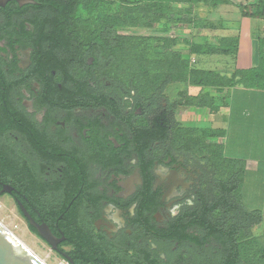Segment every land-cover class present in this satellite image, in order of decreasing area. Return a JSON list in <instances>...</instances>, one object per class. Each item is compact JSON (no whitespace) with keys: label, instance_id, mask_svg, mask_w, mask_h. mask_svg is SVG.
I'll return each instance as SVG.
<instances>
[{"label":"flooded vegetation","instance_id":"1","mask_svg":"<svg viewBox=\"0 0 264 264\" xmlns=\"http://www.w3.org/2000/svg\"><path fill=\"white\" fill-rule=\"evenodd\" d=\"M56 2L0 0V196L30 232L23 210L47 225L68 258L82 243L106 263L224 261L202 227L217 175L180 142L179 94L123 84L118 36L134 35L74 34Z\"/></svg>","mask_w":264,"mask_h":264},{"label":"trees","instance_id":"2","mask_svg":"<svg viewBox=\"0 0 264 264\" xmlns=\"http://www.w3.org/2000/svg\"><path fill=\"white\" fill-rule=\"evenodd\" d=\"M55 16L65 15L63 21L72 25L74 34H124L131 29H150L161 21L185 30L197 28L196 19H202L201 8L213 11L220 5H232L243 18L264 21V0L236 3L234 0H58L52 3ZM173 6H176L173 8ZM174 9V10H172ZM58 20V19H57ZM176 37L118 36L116 50L117 77L141 96H156L171 84L182 83L198 88L196 94L179 93L178 103L184 108L207 109L219 112L218 99L211 92L223 93L235 86L264 92V37L258 38V64L246 70H234L229 75L197 68L193 56H228L235 58L237 36H219L202 43L184 39L186 54L176 49ZM225 97H222L223 100ZM225 105V104H224ZM180 142L194 146L204 155L217 175L212 199L205 200L203 226L214 242L225 250L224 261L215 264H264V216L261 209L250 208L244 196L245 168L241 160L228 158L224 145L209 143L208 138L223 139L221 129L181 128ZM202 222L200 226L202 225ZM207 224V225H206ZM262 225V231L253 235L252 228ZM32 233L35 231L32 229ZM174 239H190L183 231H175ZM66 235V233H65ZM191 242V241H190ZM69 258L59 252L67 264H135L132 260L114 257L110 263L93 258L97 253L87 244H73ZM176 264H191L187 260Z\"/></svg>","mask_w":264,"mask_h":264},{"label":"rangeland","instance_id":"3","mask_svg":"<svg viewBox=\"0 0 264 264\" xmlns=\"http://www.w3.org/2000/svg\"><path fill=\"white\" fill-rule=\"evenodd\" d=\"M176 6H173L175 8ZM174 10V9H172ZM200 17L202 19H196L195 24L197 28H192L188 26L185 30L178 29L173 24L166 23L161 21L159 24L155 25L150 29H131L123 31L124 34H130L134 36H163V37H176L179 42L176 46L177 50H180L184 54L187 52V48L182 43L185 39L192 40L194 42L202 43L204 41H209L215 39L223 34L228 32V29L225 28V18L227 20H232L234 25H237V21L242 23V17L239 15V12L234 10V14L225 16V8L215 9L213 11H208L206 8H201L198 10ZM241 18V19H240ZM248 25H251L250 31L252 34H264V21L258 19H248ZM235 27V26H234ZM237 27V26H236ZM244 28V26H243ZM238 29V28H237ZM237 29H234L233 33H237ZM233 30V29H232ZM246 32L248 30L246 28ZM254 32V33H253ZM245 33V34H247ZM200 56L198 58L197 66L198 68L211 69L220 73L225 72V56ZM209 58V59H208ZM207 60V61H205ZM205 61V62H204ZM192 62V61H191ZM196 63L192 62V65L195 66ZM198 88H193L182 83L171 84L166 89V98L168 101H173L176 99L177 95L180 92L188 91L189 94H196ZM225 92V91H223ZM211 94L218 99L215 104L219 107L220 114L224 115L225 122V153H232L234 149V144H242L244 147L247 143L248 135L245 134L243 139H239L238 134L235 131L234 127V111L233 119L231 121L228 118H225V98L223 93H216L214 91ZM230 105V101H226ZM176 119L179 121V124L183 128H199V129H215L221 128L223 125L219 122L220 116L213 117L207 109H197V108H184L181 107L176 111ZM228 122L229 128H228ZM209 143L221 142V139L218 138H208ZM238 155L245 156L249 155V151H238L235 152ZM239 160V159H235ZM248 163V162H247ZM245 168V162H243ZM249 178V177H248ZM258 184L245 183L243 188V193L246 198H251L258 194L260 197V192L262 193V198L258 201L257 205L260 206V209L264 216V189L258 187ZM256 188V189H255ZM259 191V192H258ZM0 223L10 231L15 238H17L25 247H27L33 254H35L40 260L44 261L46 264H67L58 254H56L46 243L41 241L37 236L32 234L26 227L24 221L20 218L13 200L8 196H0ZM262 225H258L252 228L253 235H258L262 231Z\"/></svg>","mask_w":264,"mask_h":264},{"label":"crops","instance_id":"4","mask_svg":"<svg viewBox=\"0 0 264 264\" xmlns=\"http://www.w3.org/2000/svg\"><path fill=\"white\" fill-rule=\"evenodd\" d=\"M250 0H234L236 3H244ZM225 8V16L234 14L235 8L232 5H220L216 9ZM238 11V9H237ZM241 19V18H240ZM242 23L237 21V25H234L232 20H227L225 18V28L228 29L226 34L221 36L238 37V48L235 58L225 56V72L223 74L229 75L234 70H246L257 66L258 64V38L264 37V34H252L250 29L251 25H248V18L242 17ZM235 26V27H234ZM237 26V27H236ZM244 26V28H243ZM264 27V26H263ZM237 29V33H233L234 29ZM246 28L248 33L246 32ZM233 29V30H232ZM247 33V34H245ZM254 33V32H253ZM213 40V39H212ZM199 43V42H198ZM200 56H193L191 61L196 63L197 66L198 58ZM212 58L211 56H209ZM209 59V58H208ZM207 61V60H205ZM204 61V62H205ZM198 68V67H197ZM204 69V68H200ZM211 70V69H205ZM223 92V97H225V118L227 117L229 121L233 119L234 111V127L238 134L239 139H243L245 134L248 135L247 143L244 147L242 144H234V149L232 153H225L228 158L239 159L245 162V173L243 182L258 184V187L264 189V92L244 89L240 86H235L229 89H225ZM230 101V105L226 101ZM213 117L220 116V123L223 125L221 129L225 130L224 115L220 114V111ZM230 122H228L229 128ZM223 145H225V137L221 139ZM225 148V147H224ZM249 151V155L241 156L235 152L238 151ZM248 162V163H247ZM249 177V178H248ZM257 187V189H258ZM256 189V188H255ZM259 192V191H258ZM249 200L250 208L260 209L257 205V200L262 198V193L260 192V197L256 194ZM261 201V200H260ZM263 228V227H262Z\"/></svg>","mask_w":264,"mask_h":264},{"label":"water","instance_id":"5","mask_svg":"<svg viewBox=\"0 0 264 264\" xmlns=\"http://www.w3.org/2000/svg\"><path fill=\"white\" fill-rule=\"evenodd\" d=\"M10 190L5 186L0 190V193ZM24 216L29 221L30 225L35 229L37 236L42 239L52 250H57V239L50 229L45 224L35 223L28 213L23 210ZM64 257V255H63ZM0 264H41L36 260L24 247L14 240L4 229L0 227Z\"/></svg>","mask_w":264,"mask_h":264},{"label":"bare ground","instance_id":"6","mask_svg":"<svg viewBox=\"0 0 264 264\" xmlns=\"http://www.w3.org/2000/svg\"><path fill=\"white\" fill-rule=\"evenodd\" d=\"M0 227L4 229L14 240L20 243L24 247V249H26L36 260H38L41 264H46L44 261L40 260L35 254H33L27 247H25L17 238H15V236L10 231H8L1 223Z\"/></svg>","mask_w":264,"mask_h":264}]
</instances>
